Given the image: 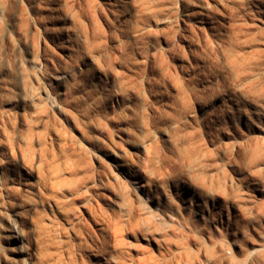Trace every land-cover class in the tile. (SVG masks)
Wrapping results in <instances>:
<instances>
[{
  "label": "rangeland",
  "instance_id": "374dc122",
  "mask_svg": "<svg viewBox=\"0 0 264 264\" xmlns=\"http://www.w3.org/2000/svg\"><path fill=\"white\" fill-rule=\"evenodd\" d=\"M0 264H264V0H0Z\"/></svg>",
  "mask_w": 264,
  "mask_h": 264
},
{
  "label": "bare ground",
  "instance_id": "6f19581e",
  "mask_svg": "<svg viewBox=\"0 0 264 264\" xmlns=\"http://www.w3.org/2000/svg\"><path fill=\"white\" fill-rule=\"evenodd\" d=\"M11 238L15 240L16 243L18 244L16 253H18L19 255H23L25 253V250L23 248V238H22L21 232L19 231L17 225H14L11 231Z\"/></svg>",
  "mask_w": 264,
  "mask_h": 264
}]
</instances>
